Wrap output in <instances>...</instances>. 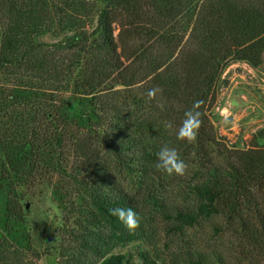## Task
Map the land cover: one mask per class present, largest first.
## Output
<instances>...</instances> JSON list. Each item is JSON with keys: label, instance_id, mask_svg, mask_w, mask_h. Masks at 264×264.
<instances>
[{"label": "trees", "instance_id": "obj_1", "mask_svg": "<svg viewBox=\"0 0 264 264\" xmlns=\"http://www.w3.org/2000/svg\"><path fill=\"white\" fill-rule=\"evenodd\" d=\"M233 62L264 63V0H0L8 220L26 221L19 190L42 170L58 176L67 213L64 264H264V128L243 145L220 140L214 125ZM197 100V141L181 142L176 130ZM164 143L188 175L155 169ZM117 206L137 211L135 232L110 215ZM159 215L173 232L208 225L220 240L161 261L144 246ZM134 242L136 253L116 251ZM0 264L24 263L0 255Z\"/></svg>", "mask_w": 264, "mask_h": 264}, {"label": "rangeland", "instance_id": "obj_2", "mask_svg": "<svg viewBox=\"0 0 264 264\" xmlns=\"http://www.w3.org/2000/svg\"><path fill=\"white\" fill-rule=\"evenodd\" d=\"M40 39L56 41L51 34ZM222 77L227 83L213 105L218 113L215 128L222 141H226L222 138L225 136L231 143L241 140L243 145L249 144L264 128V63L253 67L246 62H233ZM225 117L230 123H224ZM258 141L264 144V138ZM41 171L36 184L19 190L25 222L8 220L9 191L5 187L0 192V233L2 239L7 240V243L0 242V255H9L11 260L18 258L24 264H64L60 251L66 235L67 213L61 208L59 192L54 189L58 176L44 178ZM169 224L163 216H156L149 230V242L144 245L164 262H170L176 253L188 247H210L220 240H215L208 225L190 227L181 234L169 229ZM137 249L138 242H134L116 251L136 253Z\"/></svg>", "mask_w": 264, "mask_h": 264}, {"label": "clouds", "instance_id": "obj_3", "mask_svg": "<svg viewBox=\"0 0 264 264\" xmlns=\"http://www.w3.org/2000/svg\"><path fill=\"white\" fill-rule=\"evenodd\" d=\"M161 90L157 87L147 91L149 101H155ZM203 104L202 100L194 101L191 108L184 112V118L176 130L177 139L181 142L193 144L197 141L199 130L203 124L202 112L199 110ZM157 106L163 111L165 105L158 103ZM224 123H230L227 117ZM169 127H172L170 124ZM155 169L167 176L185 177L189 173V165L182 159L176 147L164 143L156 153ZM110 215L116 217L130 232H135L140 227L141 217L132 207H113L109 209Z\"/></svg>", "mask_w": 264, "mask_h": 264}, {"label": "water", "instance_id": "obj_4", "mask_svg": "<svg viewBox=\"0 0 264 264\" xmlns=\"http://www.w3.org/2000/svg\"><path fill=\"white\" fill-rule=\"evenodd\" d=\"M26 207H27V208L29 207V204H28V203L26 204Z\"/></svg>", "mask_w": 264, "mask_h": 264}]
</instances>
